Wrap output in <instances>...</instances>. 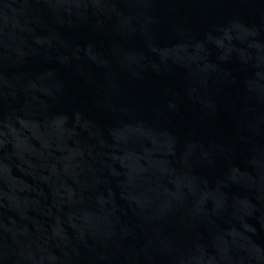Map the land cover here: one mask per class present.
<instances>
[{
	"label": "water",
	"instance_id": "obj_1",
	"mask_svg": "<svg viewBox=\"0 0 264 264\" xmlns=\"http://www.w3.org/2000/svg\"><path fill=\"white\" fill-rule=\"evenodd\" d=\"M0 264H264V0H0Z\"/></svg>",
	"mask_w": 264,
	"mask_h": 264
}]
</instances>
